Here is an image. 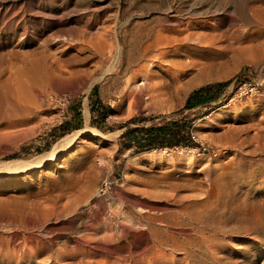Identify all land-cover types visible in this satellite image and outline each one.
I'll use <instances>...</instances> for the list:
<instances>
[{
  "label": "rangeland",
  "instance_id": "1",
  "mask_svg": "<svg viewBox=\"0 0 264 264\" xmlns=\"http://www.w3.org/2000/svg\"><path fill=\"white\" fill-rule=\"evenodd\" d=\"M173 9L189 37L133 72L128 34ZM242 68L222 104L190 115V145L121 142L203 109L171 114ZM9 161L25 169L0 170V250L20 254L0 264H264V0H0Z\"/></svg>",
  "mask_w": 264,
  "mask_h": 264
},
{
  "label": "bare ground",
  "instance_id": "2",
  "mask_svg": "<svg viewBox=\"0 0 264 264\" xmlns=\"http://www.w3.org/2000/svg\"><path fill=\"white\" fill-rule=\"evenodd\" d=\"M156 22H158L159 24H157V25H150L147 23L146 24L145 23L140 24V25H138V27H137L138 30H136L135 33H133L132 35H130V33L128 34L129 36H131V38L128 41L126 40L128 42L127 43L128 46H126V48L130 46L132 49L129 47L125 50V52H126V55L128 57L133 55V57L135 58V60H133V61L136 62V68L133 69V72H135L137 74H138V72H142V71L144 72L145 71L146 72L145 75H147L151 71V69H149V67H146V63L144 64V62H147L148 65L150 63H151V65H153V62L157 61L160 57L164 56L165 54H168L169 49L173 45H175L177 43L181 44L183 40H186L189 37V33H188L189 29L193 27L192 22L183 21L182 18L179 17L178 11L174 10V9L171 11H165L162 16L158 17ZM131 50H133V51L130 54ZM170 51H172V50H170ZM173 51H174V49H173ZM142 61H144V62H142ZM142 74H144V73H142ZM147 77L148 76H146V78ZM140 84H138V86ZM138 89H139V87H138ZM66 137H68V136H66ZM73 138H74V136H73ZM69 140H70V138L69 139L68 138L62 139L60 144L58 143L59 145L54 146L52 148V151L47 152L44 155H41L38 158L39 159L38 161L39 162H41V161L45 162L48 160H52L56 154V150H58L57 148H59L60 145H66L67 143L69 144L70 141H72V140H70V141ZM22 164L20 166V165L16 164L14 161H9V162H5V163L1 162L0 170L11 171L14 173L16 171H21L22 168L25 169L24 168L25 166H22ZM26 165H27V163H26ZM263 213H264V211H263ZM32 221H33V219H32ZM23 240L25 242H29V244L27 245L28 247L27 246L26 247L28 248V250H30L32 252L33 245H34L35 241L37 240V237H34L33 235H26L25 237H23ZM79 240H80V238L78 239V241ZM23 247H24V244H23ZM13 248L9 249V247H8V248H5L4 251L0 250V258H2L4 255L5 256L12 255V257H16V256H13L15 254L17 255V257H19L20 253H18V251L16 252ZM21 251H22V249H21ZM25 251H26V249H25Z\"/></svg>",
  "mask_w": 264,
  "mask_h": 264
},
{
  "label": "trees",
  "instance_id": "3",
  "mask_svg": "<svg viewBox=\"0 0 264 264\" xmlns=\"http://www.w3.org/2000/svg\"><path fill=\"white\" fill-rule=\"evenodd\" d=\"M244 68L240 69L232 79L225 81H217L207 83L192 90L185 98L181 107L173 111L172 115H182L183 112H191L197 106H203V109H196L187 115L178 118L167 119L162 116L159 123H154L146 127H127L120 134L122 143L125 145H133L140 150H147L154 146L163 145L165 141H170V145H190L192 140L189 134L182 137L181 131L185 124L189 123L193 118L202 116L205 112L211 110L214 106L222 104L228 94L225 92L226 86L232 81V89L235 88L242 80L241 75ZM106 109L100 113V117L105 116ZM143 118L131 117L123 125L131 122H140Z\"/></svg>",
  "mask_w": 264,
  "mask_h": 264
},
{
  "label": "built area",
  "instance_id": "4",
  "mask_svg": "<svg viewBox=\"0 0 264 264\" xmlns=\"http://www.w3.org/2000/svg\"><path fill=\"white\" fill-rule=\"evenodd\" d=\"M251 88H248V90H250ZM103 185L105 184V181L101 182ZM101 191V187L97 188L96 190V194H99V192Z\"/></svg>",
  "mask_w": 264,
  "mask_h": 264
}]
</instances>
